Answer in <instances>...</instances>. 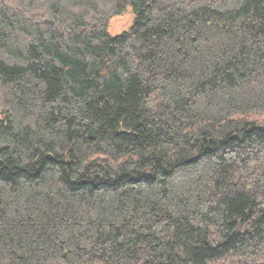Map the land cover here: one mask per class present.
Here are the masks:
<instances>
[{"label": "trees", "instance_id": "obj_1", "mask_svg": "<svg viewBox=\"0 0 264 264\" xmlns=\"http://www.w3.org/2000/svg\"><path fill=\"white\" fill-rule=\"evenodd\" d=\"M0 264H264V0H0Z\"/></svg>", "mask_w": 264, "mask_h": 264}, {"label": "rangeland", "instance_id": "obj_2", "mask_svg": "<svg viewBox=\"0 0 264 264\" xmlns=\"http://www.w3.org/2000/svg\"><path fill=\"white\" fill-rule=\"evenodd\" d=\"M133 20V14L130 10L122 15L114 17L110 22V32L115 35L127 29Z\"/></svg>", "mask_w": 264, "mask_h": 264}]
</instances>
